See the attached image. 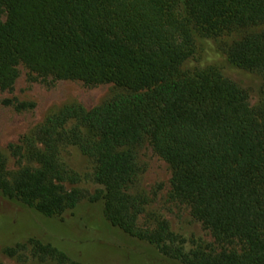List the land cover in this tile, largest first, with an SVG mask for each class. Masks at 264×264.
Listing matches in <instances>:
<instances>
[{
    "label": "trees",
    "instance_id": "16d2710c",
    "mask_svg": "<svg viewBox=\"0 0 264 264\" xmlns=\"http://www.w3.org/2000/svg\"><path fill=\"white\" fill-rule=\"evenodd\" d=\"M262 22L264 0H0V88L13 87L20 65L41 77L118 87L91 108L64 105L9 144L18 162L34 164L7 177L0 154V194L48 218L82 199L102 200L112 226L180 264H264V88L251 106L247 91L214 67L181 70L194 51L191 23L217 35ZM224 51L234 65L264 76V30ZM145 141L172 169L170 196L187 203L218 243L239 249L187 246L164 220L138 227L142 199L131 183ZM70 144L95 163L101 187L94 193L57 183L59 150ZM28 240L37 255L61 264H101Z\"/></svg>",
    "mask_w": 264,
    "mask_h": 264
},
{
    "label": "rangeland",
    "instance_id": "374dc122",
    "mask_svg": "<svg viewBox=\"0 0 264 264\" xmlns=\"http://www.w3.org/2000/svg\"><path fill=\"white\" fill-rule=\"evenodd\" d=\"M264 30V22L242 28H227L217 35H203L191 23L194 51L181 65L184 72L214 67L224 76L243 87L251 106H257L264 88V76L257 71L240 68L229 61L224 47L249 32ZM118 89L112 82L95 84L77 79H56L30 73L20 65L19 75L11 89L0 88V154L3 170L10 177L23 165H33L25 159L18 162L8 145L17 143L53 112L68 104L91 108L108 99ZM28 103L22 109L5 99ZM63 178L57 181L64 189L94 193L101 186L93 179L95 163L75 145L60 147ZM139 173L131 183V191L141 194L142 210L137 225L154 228L158 221H167L171 231L187 246L202 245L219 251L239 249L240 244L221 245L211 231L196 219L187 203L170 196L172 169L145 141L138 150ZM103 202L82 199L72 210L56 217H44L19 202L0 194V263L1 264H61L56 259L37 255L28 240L31 236L51 241L72 258L101 264H180L162 255L157 247L134 238L112 226L103 216ZM11 250L8 251L7 249Z\"/></svg>",
    "mask_w": 264,
    "mask_h": 264
}]
</instances>
